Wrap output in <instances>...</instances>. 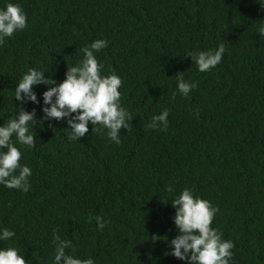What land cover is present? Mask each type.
<instances>
[{
	"label": "trees",
	"instance_id": "trees-1",
	"mask_svg": "<svg viewBox=\"0 0 264 264\" xmlns=\"http://www.w3.org/2000/svg\"><path fill=\"white\" fill-rule=\"evenodd\" d=\"M8 2L27 24L0 43V124L21 105L15 84L29 68L60 82L96 39L107 41L95 56L104 74L121 78L132 119L119 144L90 123L69 140L65 119L37 121L34 146L16 145L32 170L29 190L0 185V228L15 231L0 247L18 248L28 264H54L55 235L72 242L67 254L95 264H187L168 243L177 234L169 202L187 187L218 209L211 226L232 241L231 264H264L260 0H0V8ZM220 45L221 61L206 72L185 56ZM179 77L196 83L187 96ZM49 86H34L40 103H23L37 120ZM164 109L167 128H149Z\"/></svg>",
	"mask_w": 264,
	"mask_h": 264
},
{
	"label": "clouds",
	"instance_id": "clouds-1",
	"mask_svg": "<svg viewBox=\"0 0 264 264\" xmlns=\"http://www.w3.org/2000/svg\"><path fill=\"white\" fill-rule=\"evenodd\" d=\"M257 2V0H256ZM264 8V0L258 2ZM27 17L18 3L8 2L0 8V43L14 32L26 27ZM258 35L264 36V22L257 26ZM107 46L105 39H96L82 47V58L74 65H67L64 79L60 82L51 76H45L46 71L29 68L15 84L14 96L21 102L16 107L15 114L6 122L0 124V185L9 189L27 192L30 188L29 177L32 174L27 164H21L22 152L16 145L33 147L35 137L34 127L44 120L62 118L68 125L69 140H79L88 132L89 123L92 131L106 130L105 135L111 142L120 143L121 128L127 129L132 116L121 106V78L114 72L103 73V62H99L95 53ZM223 45L215 50L188 51L192 63L200 72L214 68L222 59ZM50 85L42 92L43 115L37 120L35 109L26 111L23 108L25 100L33 104L40 103L34 86ZM177 90L187 96L196 87L195 81L188 82L179 77L176 82ZM168 110L151 117L147 125L153 129H166L168 126ZM41 124V123H40ZM31 125L32 131L29 130ZM100 127L97 128L96 126ZM35 132V131H34ZM13 137L15 142H13ZM171 192L172 189L168 188ZM175 209L172 217L177 234L170 240V254L187 264H231L233 243L222 238L221 233L211 226L213 217L218 209L210 201L193 194L192 189L184 188L175 194L171 202ZM90 219H92L90 217ZM99 229L105 227L106 221L100 216L94 217ZM15 236V231L7 227L0 228V241H8ZM158 240L157 236L152 237ZM55 244L54 264H95L93 258L81 259L67 254L66 248L73 247L70 240L53 237ZM0 264H28L24 255L14 246L0 247Z\"/></svg>",
	"mask_w": 264,
	"mask_h": 264
}]
</instances>
